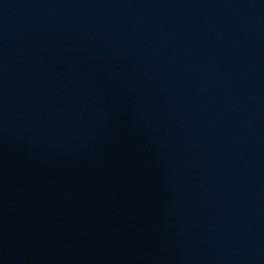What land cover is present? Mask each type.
Returning a JSON list of instances; mask_svg holds the SVG:
<instances>
[{"label": "water", "instance_id": "water-1", "mask_svg": "<svg viewBox=\"0 0 264 264\" xmlns=\"http://www.w3.org/2000/svg\"><path fill=\"white\" fill-rule=\"evenodd\" d=\"M253 264H264V242H262Z\"/></svg>", "mask_w": 264, "mask_h": 264}]
</instances>
